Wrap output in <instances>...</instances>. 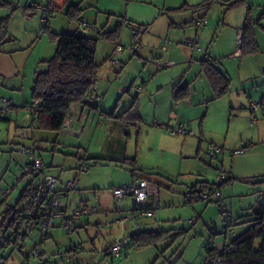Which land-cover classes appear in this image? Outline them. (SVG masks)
Masks as SVG:
<instances>
[{
    "label": "rangeland",
    "instance_id": "374dc122",
    "mask_svg": "<svg viewBox=\"0 0 264 264\" xmlns=\"http://www.w3.org/2000/svg\"><path fill=\"white\" fill-rule=\"evenodd\" d=\"M184 1L67 0L64 5L55 7V10L51 11L47 24L38 10L34 15L35 18L31 19L27 26V33L24 31L26 25L21 19L17 17L9 19V32L22 39L16 42L17 46L22 47L21 44L25 46L30 40L32 41L26 48L36 44L37 46L32 55L36 61L29 64L30 60H28L26 75L23 77L22 74L16 75L15 81L22 82V89L18 88L19 94L13 95L18 99L15 101L17 107L10 108L8 114L4 115L7 120L0 119V201L4 199L0 202V222L4 220L7 208H11L10 211L13 213L20 210L24 204V199L20 198L21 189L30 178L20 176V167L29 161V157L21 150L33 149L36 154L39 152L43 155V159L47 158L45 162H50L44 147L37 149L34 145L36 149L33 148L30 134L34 131L35 137L39 139H36L37 141L47 135L46 140L49 144L47 148L51 149L55 132L43 131L42 137H38L39 134H36L38 130L34 129L35 124L32 128L30 126L32 115L22 104L30 100L34 72L46 68V63H39L38 60L50 58L55 52L57 41L51 38L49 32L80 31L76 17L67 14V10L73 5L78 7L76 11L79 13L78 16L92 26L89 36L97 39L95 60L99 67L98 78L92 91L93 104H100V108L109 113L118 102L120 92L117 93V89L123 87L125 90L133 84L128 92L122 94L118 110L130 106L132 99L138 96L143 122L136 124L141 127L137 146L136 127L130 126L129 158L121 165H103L101 161L90 160L91 162L86 161L89 164V171L80 172L78 165H73L74 167L67 165L74 164L75 161L78 164L74 157L76 150L67 146H57L56 157L60 161L63 159L66 161L65 173L72 172V177L77 174L80 179L85 176H98L100 184H104L103 188L99 185L102 189L83 188L81 180V183L76 185L77 189L69 191L67 198L70 202L67 204V210L73 211L79 199L88 206L97 205L96 196L100 190L106 189L107 183L129 177L128 170L133 167L129 159L133 157L136 158L135 173L144 174L155 180L160 192L159 202L153 209L152 215L140 219L139 227L131 225L124 228L121 224L115 223H111V226L106 225V221L112 220L117 214L114 212L115 201H113L110 204L111 208L108 209L114 213L112 218H106L105 213L100 212L89 216L83 214L75 216L76 228L71 233H67L60 225L52 228L49 237L41 243V247L49 255V264H196L209 244L218 247L223 245L225 237L230 240L238 236L248 227L249 220L253 219L252 208L256 206V201L264 192V154L258 153L261 143L249 140L248 137L250 130H255L257 126L242 124L244 120L242 121L241 117L236 118L232 115L234 119L229 130L228 120L232 111H229L225 103L231 102L235 105L237 98L210 99L212 93L209 83L199 72V60L206 50H209L213 56L220 57L224 54L225 45L229 43L227 35L233 28L224 21L225 9L217 3H212L204 17L206 23L197 26L195 22L200 20L198 15H201V12L193 14L183 5ZM202 1L186 0L189 5ZM0 3L2 4L0 11L6 9V12L19 15L24 11V0H0ZM46 3L47 0L42 4ZM191 14L194 20L185 22ZM0 18L3 16L0 15ZM133 25L146 29L140 34L132 29ZM37 28L40 34L33 35ZM114 30L118 32L114 39L103 36L111 34ZM136 32H138L137 36H135ZM139 36L141 39L138 43ZM185 38L197 39L199 49L184 44ZM162 45H166L167 50L162 51ZM5 47L11 50L14 48L12 45ZM233 48H236L235 44ZM164 59L173 63L165 65ZM231 63V81L234 90L241 84L249 89L252 86L256 92L261 89V85H264V77L255 75V62H251V69L247 71L249 79L246 81L240 80L234 74L236 62L232 60ZM187 80H191L192 90L197 89L196 94L191 93V107L187 106V102L176 104L172 100V88L178 83L185 84ZM137 87L140 88L139 91ZM10 93V87L4 88L0 83V96L10 97ZM202 93L206 94L204 97L206 99L195 104ZM218 103L222 104L218 105ZM255 114L264 117L260 110ZM153 120L161 123L160 126H148ZM23 121L25 124L28 123V126L18 127ZM177 122L183 123L187 132L173 136L171 128H174ZM24 129H29L27 137L21 135ZM226 137L229 141L234 140L239 143L244 141L242 145L247 141L252 142L253 145L238 155H232L226 145L227 147H222L223 152L217 159L211 158L206 150L207 143L213 138L224 140ZM96 165H99L98 168ZM221 171L226 177L230 171L233 172V178L224 183L218 193L220 204L226 206V213L221 214L220 207L212 196L192 202L186 201L187 193L193 185L202 181L209 184L216 183V176ZM19 177L20 179L17 180ZM57 187L58 184L54 189ZM196 188L199 189L198 186ZM79 193L84 194L79 197ZM130 197L128 196L126 201H119L118 208L121 210L132 208L134 199ZM65 198L64 195L63 205L66 202ZM108 214L112 216L110 212ZM110 229L112 231H109ZM159 230L168 231L167 238L139 249H124L119 257L106 254L105 249L108 244L119 236H128L137 231ZM230 230L232 233L229 232ZM9 232L10 228L0 229V235L4 233L7 235ZM33 234L35 233H32L30 238L34 237ZM35 241L28 239L23 252H28ZM259 242L260 239H257L255 245ZM72 245L77 246V252H67ZM58 251H66L65 256L70 258V262L65 261L64 257L61 259ZM0 255L5 256L3 264H21L23 259L22 253L13 245L0 251ZM29 264H38V261L31 258Z\"/></svg>",
    "mask_w": 264,
    "mask_h": 264
},
{
    "label": "crops",
    "instance_id": "0c3cea01",
    "mask_svg": "<svg viewBox=\"0 0 264 264\" xmlns=\"http://www.w3.org/2000/svg\"><path fill=\"white\" fill-rule=\"evenodd\" d=\"M19 1H21V0H19ZM44 1L45 0H40V1H38V0H36V1L35 0H24V3H25L24 11L21 13V15L14 13V12H6V9L1 10L0 15H2L3 18H7L8 21L12 17L13 18L17 17V19L18 18L21 19L22 22L24 23V25H26V26H24V31L27 33V26L29 25V22L31 21V19L35 18L34 15L38 12V9L35 7L39 4H42ZM66 1L67 0H53V4L56 8H58L62 5H64L66 3ZM229 1H231V0H213V3H217V5L223 6V8L225 9V11H223L224 21H227V24L233 28L232 31L227 35L229 43H228V45H225L226 49L223 52L224 54H222V56H220V57L219 56H213L209 52V50H206V52L204 53V56L202 57V58L209 57L215 63V65L230 78L229 90L226 94L220 96L219 98H213L214 97L213 89L209 84L210 89H211V93H212V95H210L209 97L212 100H219V99L224 100L221 98H225V97H227V98L228 97H236L237 98V100H236L237 103L235 105H233L231 102L225 103V106H228L229 111H232V113L230 112L231 116L228 120V128L230 130L231 125L233 123L232 120L234 118L232 115H234V117H236V118L241 117L242 121L244 120V122L242 124L248 123L247 124L248 126H252V127L257 126L255 130H250L248 137H249V140H252V141L256 140L259 143H261V146L258 149L259 150L258 153L264 154V143H262V142H264V117H259V116H257V114H255V113L259 112V110H260L261 115L264 116V85H261V89L259 91L257 90V92L254 91V89H252V86H251V89H249L244 84H241V86L238 89L234 90V87L232 88V81H231V71H232L231 70V67H232L231 61L232 60H233V62H236L234 74L240 80L242 79L243 81H246V79H249V77H248L249 74H247L248 73L247 71L251 69L250 68L251 62H255V66H254L255 75H260V76L264 77V74H262V72H264V0H245L240 5H237V6L232 7V8H227V3ZM7 3L8 2H5V4H7ZM2 4H3V2H2ZM2 4L0 3V6ZM198 4H200V3H198ZM198 4L189 5L186 2V0L183 2V5H185V7H187V9L191 10V12L193 14L197 13V12H201V15H198V16L200 18L205 17L210 8L208 10H204V9L193 10V6H196ZM33 6H35V7H33ZM232 12H234V14H237V15L235 16ZM247 13H249L251 20L254 23H256V24H254L253 29H254L257 45H258V51L255 54L241 55L238 51H236V48H233V47L235 44L236 33H237L238 29H241L243 27L244 20H245ZM192 16L193 15L191 14L190 18H187L189 20L186 19L185 22L193 21L194 18H192ZM39 21L40 20L38 19V22ZM174 26H176V24ZM8 27H9V24H8ZM184 28H182V29L185 32ZM145 29H146V27H145ZM31 33H32V31H31ZM33 33H35L33 35H36V33L40 34L39 28H37V30L35 29V32H33ZM10 34H11V39H10V41L5 43L6 44L5 46L12 45L14 48L11 50V49H7L5 46H3V48L0 52V83L4 88H6L7 86L10 87L11 93L9 94L10 97L9 96L8 97L0 96V105H1L3 99H8L10 102H12V101L14 102V103H11V109H12V108L17 107V105L15 104V101L18 100L17 97H13V95L19 94V92H18L19 87H21V89H22V82H16L15 81V80H17L16 75L22 74V77L25 76L26 75L25 71L27 68L28 60H30L29 64L34 63L36 61V59L34 60V57L32 55H33V52H34L37 44L31 48H29V47L26 48L27 45L32 41V40H30V42L28 44H26L25 46L23 44H21L22 47L17 46L16 42L21 41L22 39L20 40L18 38V36L13 35L11 32H10ZM196 35H197V33H196ZM227 37H226V39H227ZM19 54H21V55H19ZM235 58H237V59H235ZM46 59H48V58H40L38 61H39V63H41L43 60H46ZM200 60H199V62H200ZM167 61H171V60H167ZM199 72H200V70H199ZM35 73L36 72H34V75H35ZM200 74L202 77L205 78V76L202 75L201 72H200ZM33 79H34V77H33ZM32 83H33V80H32ZM190 84H191V80L190 81L187 80V82H185V84L178 83L174 86V87H178V88L186 87L188 89V91H189L188 96L186 98L178 101V102H182V101L187 102V106H189V107L192 106L191 105L192 104L191 93L192 92H194L195 94L197 93V89L193 88V90H192L191 89L192 86H190ZM132 85L130 84V86L125 90H123L124 89L123 87H119L117 89V93L120 92V95L118 97V102H116L115 107L109 112V113L113 112V116H109L108 112H104L100 108V106H99L100 104H98V103L93 104V102H92L93 94L91 97H87L86 99L88 101H90L91 104L97 105L98 106L97 109L91 108L89 105H84L82 103L72 104L71 108H70V113H71V117H72L70 126L66 131L61 130L60 132H55V138L53 141L54 143H53V146L51 147V149L47 148L49 146V144L47 143L48 140H46L48 138L47 135L45 138H40V141H37L39 139L35 137V132L31 131L30 139H32L33 146L35 145L37 149L44 147V152H46L48 154V157H49L48 161H50L48 163L45 162V161H47V158L43 159L44 156L41 155L39 152L37 155L42 159V161L44 163L45 172L53 174L58 178V181L56 183V184H58V187L56 188V190H61L63 188L64 182H66L68 180H77L76 185H78V183H81V180H82L83 188L102 189L104 187V186L102 187V185H104L103 183L100 184V179L98 178V176H91V177L85 176V177L80 179L77 177V174H75L72 177V172H71V174L65 173L67 171V168L64 169L66 161H65V159L60 161L56 157V156H58L56 154V153H58L57 152L58 151L57 146H62V147L67 146V147H71L73 150H79L78 151L79 154L77 156H74V157H76L78 164H76V161H75L74 164H67L69 167H74L75 165H78V168H80V166L82 164H85V163L87 164L86 161H90V160H96V162L101 161V164H103V165H108V164L121 165V163H123L125 161V159L129 158V156H128V153H129L128 152V145L130 143L129 138L131 137V135L129 133L130 126L136 127L135 132H136V136H138L137 142H136V146H137L138 140H139V135L141 133V127L136 126V124L142 123L143 118L141 116V111L139 110L140 118H141L139 122H136L134 124L125 123L122 120H120L118 118V116L126 108L123 110H118V106H119V100L122 97V94L124 92H128L129 89L132 87ZM31 87H32V85H31ZM173 88H172V100L174 101ZM205 95L206 94L202 93L200 95V98L195 101V104L200 103V100H202V99H206V98H204V97H206ZM241 97H242V99H241ZM137 98H138V96H137ZM31 101H32V99L30 97V100L23 102L22 105L26 106V105L30 104ZM178 102H175V103L177 104ZM220 102H223V101H220ZM254 102L259 103V106H257L255 109L252 107V104ZM138 103H139V98H138ZM219 104H222V103H218V105ZM17 115H18V113L16 112V117H17ZM203 115L205 117L206 114L204 113ZM0 119L7 120L8 118H6V116H4V117H0ZM179 123H181V122L175 123L174 124L175 127L171 128V129L172 130L176 129V127ZM27 124L28 123L25 124V121H23V123L18 125V127L28 126ZM33 124H35V122L33 121V118H32V121L30 124L31 128H32ZM160 124L161 123L153 120L151 122V124H148V126L156 127V126H160ZM181 124H183V123H181ZM247 125H245L246 128H248ZM183 126L185 127L184 124H183ZM166 127H168V126H166ZM34 129H36V128L34 127ZM185 130H186V128H185ZM43 131L44 130H38V132L36 133L37 135L39 134L38 137H42L41 133H43ZM186 132H187V130L185 131V133ZM179 134H182V133L173 134V136H177ZM60 138H61V140H60ZM41 139H43V140H41ZM217 141H221V142H218L220 144H218ZM42 142H44L45 144L44 143L42 144ZM211 142L214 144L217 143L216 145H220L221 147H224V146L227 147L226 145H228L230 150L237 149V148H239L238 147L239 145L242 146V142L244 143V141H241L240 143L238 141H234V140L229 141L228 137L224 138V140L213 138L211 140ZM35 146L33 147L34 149H36ZM76 147H79V148L75 149ZM199 150H200V141H199ZM230 153H231V151H230ZM87 165L89 167V164H87ZM96 166H97L96 168H98L99 165H96ZM87 171H89V168ZM80 172H82V171H80ZM84 172H86V171H84ZM128 172H129L128 178L123 177V178L116 179L115 181H111V182L106 184L108 186L106 187L105 190H100V192H98V196H96L97 205L88 206V204H86V202L79 199L77 201V204L74 206L73 211L77 207H79L80 205H86L88 207H95L96 208V211L90 213V215L100 212V213H105L104 215L106 218H108V217L112 218L114 213L112 210H108V209L111 208L110 204H112L114 201V198L112 195V188L113 187L121 186L124 184H132V183L137 182L141 178H149L152 181L156 182L155 180H153L149 176H144V174H136L135 172L133 173L131 169L128 170ZM229 175L232 176L233 172L230 171ZM30 182L33 183V181L30 180L27 184H29ZM27 184L21 189V191L24 188H26ZM76 185H75L74 189H77ZM99 185L102 188H100ZM83 194L84 193H79V197H82ZM68 195H69V192L67 194H65V196H66L65 201L66 202H65L64 207L66 210H67V204H68V202H70V200L67 198ZM159 195H160V192H159ZM159 195L156 199V206L159 202V197H160ZM126 199H127V197L122 199V200L126 201ZM218 199L220 201L219 197H218ZM3 200L1 199V201H3ZM132 202L134 203V205L132 207H134L135 206L134 200ZM256 202H257L256 206H254L252 208V213L254 214V216H256L255 214H257V213L258 214H264V192L261 193L260 197L258 198V200ZM125 210L126 209H124V210L120 209V212H123ZM70 212H72V211H70ZM108 212H110L112 214V216H110V214H108ZM99 224H101V222H99ZM140 225H141V222H140ZM56 226H59V221L56 222V225L54 227H56ZM75 228H76V224H75ZM109 231H112V230L110 229ZM33 233H35V234H33V236L35 238V236H37V233L36 232H33ZM47 237H49V233H48ZM225 238H224V241H225ZM110 243L108 245H110ZM107 248L108 247H106V249ZM71 252L74 253V252H77V250H71ZM203 256H204V253L200 257L199 262L196 264L201 263Z\"/></svg>",
    "mask_w": 264,
    "mask_h": 264
},
{
    "label": "trees",
    "instance_id": "16d2710c",
    "mask_svg": "<svg viewBox=\"0 0 264 264\" xmlns=\"http://www.w3.org/2000/svg\"><path fill=\"white\" fill-rule=\"evenodd\" d=\"M245 0H231L227 3V8H232L240 5ZM213 0H203L200 4L193 6V10H208L212 5ZM44 5V4H39ZM37 5L35 8L38 9ZM52 10H55L53 0H50ZM77 6H72L67 10V14L71 17H76V20L81 18L78 16ZM39 10V9H38ZM50 16V15H49ZM45 24L48 19L44 20ZM254 23L251 20L249 13H247L243 24V41L239 53L241 55L255 54L258 51V45L254 33ZM46 26V25H45ZM141 28V26H139ZM51 38L57 41L54 54L43 60L46 63L44 70L36 71L31 87V103L36 100L38 111L32 114L35 128L38 130L60 132L62 130L63 121L70 113L72 104L82 103L89 105L91 108L97 109V105H93L86 98L92 96L94 85L98 78V67L95 60L96 41L97 39L89 36V32L80 31L53 33L49 32ZM118 32L114 30L111 34L103 35L114 39ZM11 34L8 29V19H0V52L3 45L10 41ZM200 72L208 80L213 89L214 97L219 98L226 94L229 90L230 78L223 73L215 63L209 58L204 57L200 60ZM264 74V72H262ZM189 91L186 87L173 88V98L178 102L186 98ZM26 107V106H25ZM113 116V112L108 114ZM118 118L125 123L134 124L140 121L138 98L135 96L128 108H126ZM243 144L241 147H243ZM76 147L75 149H78ZM76 150L74 156L79 154ZM128 159V158H127ZM126 160V159H125ZM132 172L136 170V158H130ZM86 164V163H85ZM87 165V164H86ZM233 177L228 176L227 180L222 183H207L200 182L191 187L187 194L195 192H206L212 189L218 193L224 183L230 181ZM151 180L149 178H146ZM152 181V180H151ZM199 187L197 189L196 187ZM32 189V182L27 184L26 188L21 191V199H25L28 192ZM219 195V194H218ZM187 202H192L186 198ZM220 207L219 199L215 200ZM11 208H7L5 218L0 222V229L9 228L17 211L11 213ZM253 219L249 220L248 227L238 236L223 242L224 247L232 246V250L222 254L223 264H264V214H255ZM180 234V233H178ZM169 235L168 231H137L128 234V246L125 250L139 249L156 242L157 240L165 239ZM260 239L258 245L255 241ZM71 249L68 250L70 252ZM108 254L107 249L105 250ZM3 260L5 256L2 255ZM4 263V262H3ZM1 263V264H3Z\"/></svg>",
    "mask_w": 264,
    "mask_h": 264
},
{
    "label": "built area",
    "instance_id": "2783aa9c",
    "mask_svg": "<svg viewBox=\"0 0 264 264\" xmlns=\"http://www.w3.org/2000/svg\"><path fill=\"white\" fill-rule=\"evenodd\" d=\"M38 9L41 12V18L43 20H47L52 11L50 0H47V3L44 5H39ZM78 23L82 32H90L92 26L84 19L81 18ZM205 23L206 19L204 17L195 22L197 26H203ZM137 35L138 32H136L135 36ZM242 41L243 29L241 28L238 29L235 39L236 51L238 52L241 49ZM183 43L194 49H199L197 39L185 38ZM161 50H167L166 45H162ZM170 63H173V61L164 60L165 65ZM136 89L137 91L140 90L139 87ZM257 106H259L258 102H254L252 104L254 109ZM10 108L11 102L8 99H3L0 105V117L6 115ZM26 108L31 115L36 114L38 111L37 101L34 100L32 103L26 105ZM71 119V113H69L63 121L62 130L66 131L69 128ZM23 131L24 132L21 135L27 137L29 135V129H24ZM185 131L186 130L183 124L179 123L176 129L172 130L171 133L178 134L185 133ZM252 145V142L247 141L243 147L231 150V154H241L242 152L248 150V148ZM206 150L209 156L213 159H217L218 155L223 152L221 146L211 142L207 143ZM21 152L28 155L29 161L25 162L20 167V176L29 177L30 180L33 181L32 189L25 197L22 208L17 211L15 219L9 227L10 232L7 235L5 233L0 235V251H3L9 245H13L23 255L21 264H29L31 258L37 259L38 264H49V255L41 247V243L47 237L50 229H52L56 225V222L59 221V225L67 233H71L75 229V216L82 214L90 215V213L96 211V208L80 205L74 211L68 212L62 204V197L75 188L77 180H68L64 182L62 190H56L54 189V186L57 183L58 178L53 174L45 172L44 163L35 151L33 149H22ZM88 168V165L82 164L79 170L84 172L87 171ZM219 173L220 174L216 176L217 182L215 185L222 183L228 178L223 171ZM19 179L20 177L17 180ZM112 195L115 201L114 212L117 214L112 220L106 221L105 224L110 226L111 223L121 224L124 228H128L131 225L139 227L140 219L150 217L152 215L153 209L156 206V199L159 195V187L156 182L146 178H141L132 184H124L113 187ZM128 196H131L134 199L135 206L120 212L117 203ZM211 196L218 199V192L214 189L206 192H195L193 194H187L186 198L190 200H198L210 198ZM226 211V206L221 204V214L226 213ZM33 232H36L37 236H35V238H30ZM229 232L232 233V230ZM28 239L36 241L33 243V247L30 248L28 252H23V248L25 247V243ZM128 242L127 236H119L115 238L107 248L108 254L111 257H119L122 254V251L128 246ZM76 248V245H72L70 249L77 250ZM230 250H232L231 245L228 247H224V245L218 247L209 244L200 264H223L222 254ZM57 253L61 259L64 257L66 258L65 261L70 262V258L65 256L66 251H58ZM3 262V257L0 255V264Z\"/></svg>",
    "mask_w": 264,
    "mask_h": 264
},
{
    "label": "water",
    "instance_id": "95a60500",
    "mask_svg": "<svg viewBox=\"0 0 264 264\" xmlns=\"http://www.w3.org/2000/svg\"><path fill=\"white\" fill-rule=\"evenodd\" d=\"M132 29H134L135 31H138L140 34H142L145 31V27L139 28L137 25H133ZM140 39L141 37L139 36L138 41H137L138 43L140 42Z\"/></svg>",
    "mask_w": 264,
    "mask_h": 264
}]
</instances>
